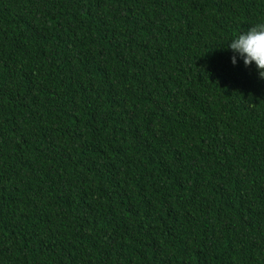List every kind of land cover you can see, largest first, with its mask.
Segmentation results:
<instances>
[{
    "label": "trees",
    "instance_id": "1",
    "mask_svg": "<svg viewBox=\"0 0 264 264\" xmlns=\"http://www.w3.org/2000/svg\"><path fill=\"white\" fill-rule=\"evenodd\" d=\"M259 23L0 0V264H264V78L227 47Z\"/></svg>",
    "mask_w": 264,
    "mask_h": 264
},
{
    "label": "clouds",
    "instance_id": "2",
    "mask_svg": "<svg viewBox=\"0 0 264 264\" xmlns=\"http://www.w3.org/2000/svg\"><path fill=\"white\" fill-rule=\"evenodd\" d=\"M227 47L239 54L245 66L254 62L260 78H264V23L251 26L247 32L232 39ZM231 60L235 65L236 55H233Z\"/></svg>",
    "mask_w": 264,
    "mask_h": 264
}]
</instances>
